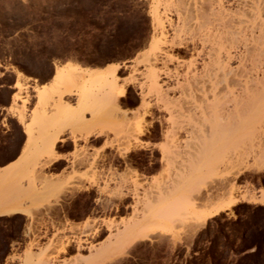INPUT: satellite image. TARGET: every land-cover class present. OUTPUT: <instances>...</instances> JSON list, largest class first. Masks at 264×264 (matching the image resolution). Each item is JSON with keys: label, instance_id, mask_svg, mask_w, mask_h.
<instances>
[{"label": "rangeland", "instance_id": "374dc122", "mask_svg": "<svg viewBox=\"0 0 264 264\" xmlns=\"http://www.w3.org/2000/svg\"><path fill=\"white\" fill-rule=\"evenodd\" d=\"M169 1L0 0V104L9 97L1 88L16 79L10 119L4 121L6 132L0 131V161L18 155L26 136L18 163L0 171V202L21 204L33 214L0 217V264H24L29 248L47 259L45 264H264V206L251 201L252 196L260 200L264 190V170L257 169L259 159L264 161V98L192 86L191 75L205 63L198 23L189 22L194 30L181 25ZM182 1L192 10L203 0ZM218 1L232 18L243 17L244 0ZM258 1L264 11V0ZM153 10L174 25L166 23L171 40L180 30L183 47L153 46L159 35ZM262 13L255 20L258 49L252 56L259 59L257 88L264 89ZM177 25L182 29L174 31ZM249 33H241L247 39L239 34L241 42L253 40ZM147 55L159 60L156 66H148ZM253 59L244 61L247 69ZM121 62L131 66L91 68ZM240 66V60L233 61V68ZM116 69L114 92L127 91L120 108L105 101ZM239 87L235 92L244 89ZM139 98L140 108L129 118L123 106L134 107ZM90 130L100 135L87 137ZM58 134L70 137L74 151L61 162L67 157L57 143L60 167L47 169L48 146ZM156 134L159 143L144 142ZM91 137L104 144L97 148ZM228 192L237 205L202 224L212 207L229 199ZM49 206L54 207L47 212ZM151 213L157 215L154 223L129 236Z\"/></svg>", "mask_w": 264, "mask_h": 264}, {"label": "bare ground", "instance_id": "6f19581e", "mask_svg": "<svg viewBox=\"0 0 264 264\" xmlns=\"http://www.w3.org/2000/svg\"><path fill=\"white\" fill-rule=\"evenodd\" d=\"M161 1V0H160ZM168 1V0H167ZM205 0H203L202 1V3H200V4H196L195 6H194V8L191 10V9H187L184 5H183V1L182 0H170L169 1V3L170 4H173V6L175 7V11H176V13L177 14H179V18H180V20H182L183 21V23L181 24V25H186V23L188 24L189 22L191 23V21H194V19L197 21V23L198 24H196V26H195V28L197 27V29L199 30H197V29H195V31H197V33H198V35L197 34H194V36H198L199 37V41H200V44H201V54L200 55H203V59L205 60H203L205 63H204V67H203V69H202V71L200 72V73H195L194 75H191L192 77V79L190 80L191 81V83H193V85L192 86H197V85H200L201 87H203V86H206V85H209L210 86V88H212V90H214V91H220L221 89L222 90H224V92H227L228 94H232V95H234L235 93H237V94H235V95H237V96H239V97H244V96H247L248 97V100H249V98L250 99H255L256 97H259V99L261 100H263V98H264V89H261V88H257V82H259V81H257L258 79L259 80H261V78H258L257 79V69L256 68H258V67H256L257 65L256 64H258V60L259 59H257V61L255 60V58H257V57H253V56H255V52L257 51H255V47H256V44H255V40L256 39H254L255 38V30H257L256 29V26L257 25H259V23L257 24V25H255V20L261 15V14H263L262 12H264L263 11V9H262V6H260V4H259V1L258 0H244V2H243V4H242V0L240 1L241 2V9H242V14L241 13H239L238 11V14L240 15V16H242L243 15V17L241 18V17H239V18H237V15H236V18L234 17V18H232L231 16H233L231 13H229L225 8H224V5H222V2L220 3L218 0H206L205 2H204ZM223 1V0H222ZM238 1V0H237ZM219 2V3H218ZM239 3V2H238ZM186 8V9H185ZM231 8V7H230ZM239 8V7H238ZM233 9V8H232ZM240 9V8H239ZM240 9V10H241ZM189 11V12H188ZM236 11V10H235ZM190 13V14H189ZM164 14V13H163ZM164 16V15H163ZM235 16V15H234ZM262 16V15H261ZM164 17H162L160 14H159V10H153V12H152V19H153V21L155 22H153L154 24H156V27H157V29L159 30V35H157L158 36V38H156V39H154V38H152L153 39V46H155V47H157V49H158V47L160 48V46L161 45H165V46H167V45H171V47L172 48H174V47H183L184 46V41H182L183 39L181 38V40H180V30L178 29V31H177V33H178V35H174L175 37L171 40L170 38H169V36H168V32H167V30H166V23L168 22L167 20L166 21H164V19H163ZM213 18H215V19H213ZM213 21H212V20ZM237 19V20H236ZM179 20V21H180ZM214 20H216V21H214ZM181 21V22H182ZM195 21V22H196ZM212 21V22H216V25L215 26H213L212 25V30H211V24H213L212 22L210 23V22ZM257 22H260V20L259 21H257ZM170 22H168V24H169ZM180 23V22H179ZM179 23H177V24H179ZM189 23V24H190ZM208 24V25H207ZM210 24V25H209ZM263 24V23H262ZM170 25H171V27L173 26L174 27V25L172 24V22L170 23ZM180 25H177V26H175L176 28H175V30L174 31H176L177 30V27L178 28H180L179 27ZM187 26H189V25H186V27ZM190 26H191V28L193 29V27H192V25L190 24ZM208 26H210V27H208ZM183 27V26H182ZM186 27H185V29H186ZM204 27H206L208 30L210 29L211 31H213L214 33H212V32H210V31H208L206 28H204ZM258 27H261V26H258ZM257 27V28H258ZM184 28V27H183ZM204 28V32L203 31H200L201 29H203ZM180 29H182V28H180ZM193 29V30H194ZM188 30H191L190 28L188 29ZM260 30V29H259ZM170 31V30H169ZM183 31V30H182ZM245 31H246V33L247 32H250L249 34H251V35H249L248 34V36L247 37H252L253 38V40H251L250 42H248L247 40V42L243 39V42H241V39L239 38V34H241L242 32H244V34H245ZM258 31V30H257ZM189 32V31H188ZM260 32V31H259ZM262 32V31H261ZM175 33V32H174ZM157 34V33H156ZM261 34V33H260ZM242 35V34H241ZM180 36V37H179ZM196 36V37H197ZM257 36V35H256ZM241 37V36H240ZM242 37L244 38H246V35L245 36H243L242 35ZM241 37V38H242ZM258 37V36H257ZM262 37L264 38V36L262 35ZM188 38V37H187ZM262 38V39H263ZM247 39V38H246ZM185 40V39H184ZM248 40H249V38H248ZM257 40H259V41H261V37H260V39H258L257 38ZM263 43V42H262ZM261 42H259V44H262ZM185 45H187V44H185ZM168 46V47H169ZM242 46V48H243V54H246V55H243V54H241L242 53V50L241 51H239L240 50V47ZM197 47V46H196ZM257 48V47H256ZM258 49V48H257ZM196 50V49H195ZM198 50V49H197ZM196 50V51H197ZM162 51V50H161ZM260 51V50H259ZM160 52V51H159ZM261 52V51H260ZM155 54V53H154ZM198 54V55H199ZM240 54V55H239ZM258 54H259V52H258ZM261 54V53H260ZM259 54V55H260ZM160 55V54H159ZM248 56L249 58H250V56L252 57V59L254 60V62H253V60H251L252 62L250 63L251 64V68L249 67L250 65H249V63L247 64V63H245L244 61L246 60V62H248L249 60V58L248 59H246L245 57H243V56ZM250 55V56H249ZM253 55V56H252ZM165 57H166V59H168V60H171V58H170V56H168V55H164ZM258 56V55H257ZM158 57V56H157ZM164 57V58H165ZM241 57H243V58H241ZM160 59V58H159ZM236 59H238V60H240V67H237V68H233L232 67V63H233V61L234 60H236ZM145 61H146V63L148 64V66H150V67H154V66H156V64L158 63V59L157 58H154L153 56L151 57V56H149V55H147L146 57H145ZM165 61V60H164ZM168 62V61H167ZM255 62H257V63H255ZM255 63V64H254ZM249 65L248 67V69H247V65ZM256 65V66H255ZM192 66V65H191ZM235 66V65H234ZM237 66H239V65H237ZM260 66V65H259ZM193 67V66H192ZM195 68V67H194ZM117 70L118 69H116V70H114V72H113V74H112V82H110V84H109V92H108V94H107V98H106V103H107V105H109L110 107H119V103H120V99L121 98H124L126 95H127V91H126V88H123V89H120L119 91H117L118 93H116V92H114V88H113V82H115L116 81V72H117ZM195 70H196V68H195ZM261 69H259V71H260ZM84 72H86L87 74H89V75H92V74H94L92 71H90V70H85ZM193 73H194V71H192ZM16 73H17V75H18V77L19 78H21V77H23V75H22V73L21 72H18V71H16ZM190 73V72H189ZM259 73V72H258ZM84 75V74H83ZM111 76V75H110ZM119 78V77H118ZM150 78V77H149ZM156 78H157V76H152V78H151V80L153 81V82H155L156 84H157V82H158V80H156ZM190 78V77H189ZM115 80V81H114ZM106 81L108 82L109 80H107L106 79ZM111 81V80H110ZM189 81V80H188ZM261 83H262V81H261ZM115 84V83H114ZM189 85V84H188ZM203 85V86H202ZM190 86V85H189ZM238 86H241V87H239V88H244V89H242V91H240L241 93H238L239 92V90H238ZM243 86V87H242ZM204 88V87H203ZM236 89L238 90V92H235L236 91ZM241 90V89H240ZM107 92V91H106ZM115 93V94H114ZM68 95V94H67ZM75 95V94H74ZM61 96V95H60ZM71 96V95H70ZM67 104V103H66ZM120 108V107H119ZM261 109H262V111H264V104L261 106ZM113 110V109H112ZM115 110V109H114ZM117 110V109H116ZM118 110H120V109H118ZM122 110V109H121ZM119 112V111H118ZM145 114V113H144ZM85 118V117H84ZM25 114L23 113V112H20L19 113V115H18V120H19V122H21L23 125H24V122H26L25 121ZM81 119H82V117H81ZM83 122V121H82ZM93 122V121H92ZM84 123V122H83ZM245 124V123H244ZM26 125V124H25ZM24 125V126H25ZM241 125H243V123H241ZM84 126H85V124H84ZM92 127H95V120H94V123L91 125ZM244 127V126H243ZM246 127V126H245ZM248 129V128H247ZM237 130V129H236ZM234 131V130H233ZM229 132H231V130H229ZM25 133H27L30 137H31V131H30V129H29V127H27L26 128V130H25ZM232 133V132H231ZM230 133V134H231ZM88 134V135H87ZM87 137H90V136H95V134H98V135H100L99 134V132L98 133H96L94 130H90V131H88L87 132ZM233 134H234V132H233ZM250 134V133H249ZM139 135H143V133L142 132H140L139 133ZM244 135V134H243ZM231 137V135H227V137ZM32 138V137H31ZM52 138V137H51ZM51 138H49V139H51ZM63 139H61V137L59 136V134L58 135H56V136H54L52 139H51V141H50V144H49V152H48V154L50 155V157H49V155H48V159H50V161L48 162L47 161V169L49 168V169H53V170H58L59 169V167H60V165L59 164H57V162L59 161V160H61L63 157H62V155L60 156L59 154H57V152H56V149H55V147H56V144L57 143H59V142H61ZM65 140V139H64ZM63 140V141H64ZM136 140H137V138H136ZM241 142H242V140H241ZM240 142V143H241ZM47 143H49V141L47 142ZM244 143V142H243ZM48 145V144H47ZM239 145V144H238ZM137 148V147H136ZM134 150V149H133ZM121 151V150H120ZM125 151L126 150H124V153H125ZM131 151V150H130ZM124 153H123V155H124ZM128 153V152H127ZM122 155V156H123ZM122 158V157H121ZM124 158V157H123ZM65 159V158H64ZM262 159V158H261ZM258 160V159H257ZM103 162V164H105V158H104V160H102ZM262 160H260L259 159V161H258V165H261V166H258V168L257 169H259L260 171L261 170H264V161H262ZM88 162V161H87ZM101 163V164H102ZM125 163V162H124ZM260 163V164H259ZM262 163V164H261ZM87 164V163H86ZM95 162H94V166H95ZM90 165H92L91 163H90ZM97 166H98V164H96ZM128 167V166H127ZM93 168H97V167H93ZM127 169V168H126ZM133 169V168H132ZM255 171V170H254ZM113 172V171H112ZM112 172H110V174H112ZM113 175V174H112ZM118 175V174H117ZM107 177V176H106ZM119 177V176H118ZM110 178V177H109ZM112 178H113V176H112ZM112 180V179H111ZM121 181V180H120ZM122 181H124V180H122ZM122 184V183H121ZM120 185V184H119ZM118 185V186H119ZM101 187V186H100ZM105 187L106 188H108L109 186H108V183L107 184H105ZM105 187H104V189H105ZM122 187V186H121ZM120 187V188H121ZM173 187V186H172ZM94 188V187H93ZM166 188V187H165ZM89 189H90V187H89ZM114 189V188H113ZM117 189V188H116ZM116 189H114V190H116ZM257 189V188H256ZM88 190V189H87ZM99 190V189H98ZM106 190V189H105ZM108 190V189H107ZM119 190V189H118ZM122 190H124V189H122ZM162 190V189H161ZM165 190V189H164ZM173 190V189H172ZM223 190V189H222ZM101 191V190H100ZM261 191V199L260 200H258V198L256 197V196H249V197H251V201H254V202H259V203H261L263 206H264V190L262 189V190H260ZM115 192V191H114ZM120 192V191H119ZM165 192L166 193H168L166 190H165ZM234 192V191H233ZM231 193V192H228V194L230 193V197H229V199L227 200V201H222L221 203H219V204H217V205H215L214 207H212L211 209H210V211H208L206 214H205V216H204V219H203V222H202V224L203 223H206V221L208 220V219H210V218H213V217H215V216H218V215H220L221 213H223V212H225V211H228V210H230V209H232L234 206H236L237 205V203H238V199H237V197L236 196H234V193ZM111 194H112V192H110ZM164 193V192H163ZM162 193V194H163ZM248 193V192H247ZM114 194V193H113ZM124 194V193H123ZM155 194V193H154ZM223 194H225V193H223ZM116 195H117V193H116ZM118 195H120V194H118ZM122 195V194H121ZM153 195V194H152ZM159 195V194H158ZM164 195V194H163ZM167 195V194H166ZM250 195V194H249ZM156 196V195H155ZM154 196V197H155ZM229 196V195H228ZM248 196V195H247ZM116 197V196H115ZM120 197V196H119ZM122 197V196H121ZM249 197H248V199H249ZM210 198H212V197H210ZM221 198V197H220ZM120 199V198H119ZM124 199V198H123ZM159 199V198H158ZM7 200V199H6ZM9 200V199H8ZM12 201H13V199H11ZM17 200V199H16ZM154 200V199H153ZM152 200V202L154 203L155 201H156V199H155V201H153ZM162 200V199H161ZM163 201V204H164V200H162ZM178 201V200H177ZM208 201V200H207ZM210 201V200H209ZM3 202H5V200L4 201H1L0 202V217H7V216H12V215H14V214H21V215H27V216H29V217H33V214L32 213H30V212H28L27 210H25V209H23L22 208V205L20 206V205H14V203H13V205L11 204L12 202H5V203H3ZM15 202V201H14ZM151 202V203H152ZM166 202V201H165ZM183 202V201H182ZM157 203H158V201H157ZM171 203V202H170ZM175 203V202H174ZM177 203V202H176ZM210 203V202H209ZM212 203V202H211ZM156 204V203H155ZM161 204H162V202H161ZM160 204V205H161ZM162 204V205H163ZM177 204H179V203H177ZM177 204H175V205H177ZM157 205V204H156ZM174 205V204H173ZM174 205V206H175ZM169 205H167V207H168ZM212 206V205H211ZM49 207H51V208H47V212L49 211L48 209H52V207H54V206H49ZM159 207H161V206H159ZM186 207V206H185ZM117 208V207H116ZM183 208H184V206H183ZM156 209V208H155ZM154 209V210H155ZM166 209V208H165ZM169 209V208H168ZM168 209H166V210H168ZM170 209H171V207H170ZM158 210H159V208H158ZM165 210V211H166ZM173 210H177V209H173ZM185 210H186V208H185ZM167 212V211H166ZM174 212V211H173ZM146 213V212H145ZM182 213V212H181ZM186 213V212H185ZM173 214H175V213H173ZM186 214H188V213H186ZM148 215V214H147ZM171 215H172V213H171ZM170 215V216H171ZM160 215H158V217H159ZM140 217V216H139ZM146 217V216H145ZM168 217V216H167ZM156 218H157V215L156 214H152L151 213V215L149 216V217H147L146 219H145V221H144V223H143V225H141L140 226V229H136V230H133V228H131V231H129L128 233V235L129 236H134L135 235V232L137 231V230H142V231H145V230H143V229H145V227H147L148 225H150V224H152V223H154V221L156 220ZM53 220V219H52ZM51 220V221H52ZM198 220V219H197ZM143 221V220H142ZM174 221V220H173ZM158 222V221H157ZM161 222V221H160ZM141 223V222H140ZM197 221H196V225H197ZM51 224V223H50ZM200 224V223H199ZM198 224V225H199ZM107 225V224H106ZM136 225V224H135ZM201 225V224H200ZM198 227V226H197ZM201 227H203V225L201 226ZM97 228H99V227H97ZM129 228V227H128ZM127 228V229H128ZM137 228H138V225H137ZM187 228V227H186ZM188 228H189V226H188ZM190 228H192V227H190ZM126 229V230H127ZM192 230V229H191ZM199 230V229H198ZM95 232L98 234L99 233V231H98V229L97 230H95ZM140 233H142V232H140ZM96 234V235H97ZM122 234H123V232H122ZM138 236V235H137ZM92 237V236H91ZM117 237V236H116ZM139 237V236H138ZM94 238V237H93ZM122 239V238H121ZM84 242V241H83ZM70 244V243H69ZM34 245V244H33ZM32 245V246H33ZM37 245V244H36ZM78 248H80L81 249V247H82V243L81 242H78ZM85 245V244H84ZM71 246V245H70ZM36 247V246H35ZM64 248V247H63ZM83 249V248H82ZM103 249H105V248H103ZM32 249L31 248H29V251H28V254H27V259H26V261H25V263L24 264H45V261L47 260H45V258H43V256L42 255H38L37 254V256L35 255V254H33V252L31 251ZM67 250V249H66ZM97 251V250H96ZM101 250H99V251H97L98 253L100 252ZM104 251V250H103ZM63 252V251H62ZM65 252V251H64ZM102 252V251H101ZM43 253H44V251H43ZM104 253V252H103ZM44 255V254H43ZM98 255V254H97ZM99 255H102V253L100 254L99 253Z\"/></svg>", "mask_w": 264, "mask_h": 264}, {"label": "crops", "instance_id": "0c3cea01", "mask_svg": "<svg viewBox=\"0 0 264 264\" xmlns=\"http://www.w3.org/2000/svg\"><path fill=\"white\" fill-rule=\"evenodd\" d=\"M121 65V68L119 70H123L126 69L127 67H130V64H126L124 62L121 63H116V64H109V65H103V66H94L91 68L94 69H98V70H105L109 67H111L112 65ZM16 79L14 80L15 83ZM52 80H50L48 83H50ZM13 83V85H14ZM13 85H9L6 87L1 88V90L3 89V91H7L9 92V97L8 100L5 101L4 103L0 104V131L1 132H6V128L4 125V121L7 119H10V116L8 115V108L10 107V105L12 104V95L15 93V88L13 87ZM34 85V84H33ZM76 100V99H75ZM127 101V96L122 98L120 100V103H126ZM141 105V98L138 99V103L136 106H131V105H124L123 106V110L127 113L126 115L129 118H132L133 116H135V114L137 113L138 109L140 108ZM156 129H159V125L156 124ZM63 139H65L63 142L58 143L57 148L60 149V153L62 155H64L65 157H67V160H63L61 162H68V159L70 158L69 155L74 151V143L73 141L70 139V137H68V135L63 136ZM159 136L158 134L154 135L153 137H150L148 135L145 136L144 138V142L145 143H151L152 145L159 143ZM26 141V136H24L23 134V142L22 145L20 147V152L18 155L16 156H11L8 158L3 159L2 161H0V171H5L7 169H9L10 167L14 166L15 164L18 163L19 161V157L21 155V151L22 148L24 146V143ZM90 144L96 143L97 145H99L97 148L101 147V145L104 144V139L103 138H96V137H91L90 138ZM80 144H83L82 142H80ZM106 150H109L111 148H105ZM60 162V163H61Z\"/></svg>", "mask_w": 264, "mask_h": 264}]
</instances>
